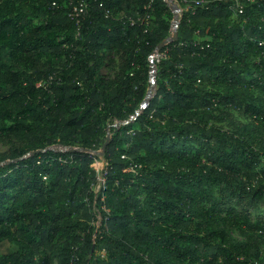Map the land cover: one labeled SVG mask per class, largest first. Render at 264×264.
<instances>
[{
  "label": "trees",
  "instance_id": "16d2710c",
  "mask_svg": "<svg viewBox=\"0 0 264 264\" xmlns=\"http://www.w3.org/2000/svg\"><path fill=\"white\" fill-rule=\"evenodd\" d=\"M124 4L132 17H119ZM189 5L170 40L164 0H0V137L26 141L0 156V243L17 245L0 264H49L63 238L58 264H264L229 233L264 235V219L229 207L264 203V0L239 16L230 0ZM114 49L124 55L108 83ZM32 51L48 70H30ZM216 110L249 122L226 129Z\"/></svg>",
  "mask_w": 264,
  "mask_h": 264
},
{
  "label": "rangeland",
  "instance_id": "374dc122",
  "mask_svg": "<svg viewBox=\"0 0 264 264\" xmlns=\"http://www.w3.org/2000/svg\"><path fill=\"white\" fill-rule=\"evenodd\" d=\"M136 0H132V3L135 4ZM198 0H172L171 3L174 4V6L178 7L182 11L184 9H187L188 4L191 2H195ZM200 1H206V0H200ZM123 11L119 15V17H132L131 12L128 9L127 5L124 4L123 6ZM176 10V9H174ZM177 13V12H176ZM114 37V35H112ZM124 55V51L119 50V49H114L111 51H107L105 54V61L104 64L101 68V72L103 77L108 83H112L115 81L119 71H120V60ZM3 61L6 62L9 65H13L15 67H18L16 61L10 56V52L8 50L3 52ZM31 57H32V67L31 71H45L48 70L51 66V60L47 56H42L39 57L37 54L32 51L31 52ZM162 57V54L157 51L152 55L153 61H158L159 58ZM55 66L57 68H60L63 66L65 63V54H60L57 55L55 58ZM156 67H154L151 71V79L155 81V84H151L149 91H151V97L155 94L156 91ZM216 115H219L222 117V122L221 124L226 128V129H233L236 127V124H248V120L245 119L241 114L237 113L236 111H230L227 112L225 110H216ZM115 125H120L119 122H116ZM255 129H258V126L255 127ZM258 131V130H257ZM111 137L110 132L107 134V139ZM256 139H260L264 137V132H258L257 134L255 133ZM26 145L25 140H19L16 138H5V137H0V156L8 153L10 150L14 148H20ZM78 148V147H76ZM49 149H55L57 151H68L73 149V147L70 146H60V145H52L49 147ZM104 149L101 148V150L97 152H92V154L96 157L95 163L93 164V167L97 169L98 172H101L103 169V163L105 161L104 156H103ZM2 164V162H0ZM95 189H97L95 187ZM83 208H81L80 212L75 215L73 218L72 223L75 222H81L85 220V216L88 213V208L85 207V205H82ZM229 207L236 211L237 213H242V212H249L253 220L257 219H264V203H260L258 205H250V204H241L237 202L236 200H232L231 203L229 204ZM93 212L96 213V218L95 221H92L91 224L93 226H100L102 217L99 213L98 208L96 207V204L94 205V210ZM214 229H221L220 225H215L213 227ZM230 235L232 238L239 243H248V242H253L254 244L258 245L259 249L264 252V235H257L254 236L252 239H250L247 235L241 233L237 229H232L229 231ZM64 240L61 239L56 243V247L52 250V260L49 264H58L57 260V246ZM17 250V245L15 243H10V242H1L0 243V254L4 255L7 253H11Z\"/></svg>",
  "mask_w": 264,
  "mask_h": 264
},
{
  "label": "built area",
  "instance_id": "2783aa9c",
  "mask_svg": "<svg viewBox=\"0 0 264 264\" xmlns=\"http://www.w3.org/2000/svg\"><path fill=\"white\" fill-rule=\"evenodd\" d=\"M164 1L168 3V5H169V7H170V9H171V11L173 12V15H174L173 20L171 22V28H170V33H171L170 39H171V37L174 35V32L175 31H178L179 24H180L181 19H182L183 15H184V12H186L190 8V5L188 4L187 9H184V11H182L178 7L174 6L173 3H171L172 0H164ZM230 1L233 3V10L235 11V14L237 16H239V15H241V14L244 13L246 6H248L250 4H254V3H256L258 1H262V0H230ZM209 2H210V0H206V1H200V0H198V1H195V4L196 5H201V6H206V5L209 4ZM86 7H87V5H86ZM86 7H85V3H81L80 7H75L74 8V11H75L76 17H79V15L81 13L86 14ZM174 9H176V10H174ZM259 44H260V46H262L264 48V42H260ZM152 55H151L150 61H151V67L153 69L156 66H155L154 61L152 59ZM160 58H159V60H160ZM152 81L153 80L151 79V82ZM103 164L104 165H103V169L101 170V172H98L97 171L98 172V183L96 185V188L97 189H95V192H96L97 195L99 194V192L106 185L107 170H106V163H105V161H104ZM103 255H105V253H103Z\"/></svg>",
  "mask_w": 264,
  "mask_h": 264
},
{
  "label": "water",
  "instance_id": "95a60500",
  "mask_svg": "<svg viewBox=\"0 0 264 264\" xmlns=\"http://www.w3.org/2000/svg\"><path fill=\"white\" fill-rule=\"evenodd\" d=\"M177 36H178V31H175V32H174V35L171 37L170 40H176V39H177ZM170 40H169V41H170ZM169 41H166L165 44H167ZM152 83L155 84V81H152L151 84H152ZM151 94H152L151 91H148V95H147L146 101H145L143 107L140 109V111H142V110L147 106L149 100L152 98V97H151ZM109 139H110V138H109ZM109 139L107 140V142L109 141ZM103 149L105 150V147H103ZM103 154H104V152H103Z\"/></svg>",
  "mask_w": 264,
  "mask_h": 264
}]
</instances>
